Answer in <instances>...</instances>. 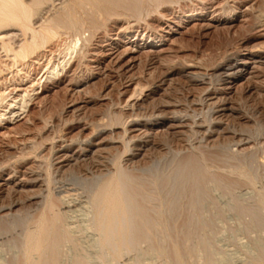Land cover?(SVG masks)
Wrapping results in <instances>:
<instances>
[{"label": "rangeland", "instance_id": "1", "mask_svg": "<svg viewBox=\"0 0 264 264\" xmlns=\"http://www.w3.org/2000/svg\"><path fill=\"white\" fill-rule=\"evenodd\" d=\"M149 1L138 16H99L102 24L96 30L87 23L77 32L59 29L56 38L24 61L4 57L7 66L0 63V183L5 185L0 207L16 203L14 212L37 215L42 209L39 187L27 186L15 193L10 181L32 180L33 175L43 174L55 154L62 156L57 160L61 163L79 153L80 143L83 147L90 143L93 149L100 147L99 152L66 166L61 180L68 188H78L71 194L79 193L77 206L63 208L71 228L70 241L61 250L63 263L80 258L85 264H172L176 242L185 251L187 264L209 260L240 264V260L259 258L264 255V208L255 199L259 191L264 192V0ZM39 24L34 25L37 30ZM75 38L81 40L66 56ZM233 61L243 62L245 70H232L234 75L227 80L207 83V91L224 97L233 109L220 117L210 144L201 142L202 135L191 120L175 126L150 122L161 109L167 112L165 119L175 116V109L180 110L179 117L192 118L196 109L205 112L200 104L203 86L193 77L210 79L219 73L217 68ZM3 94L9 96L4 101ZM131 99L140 106L139 119L148 124L131 136L145 135L151 143L135 150L134 175L145 183L139 189L153 213L167 203L166 219L164 225H155L149 238L115 260L97 244V233L88 229L91 190L86 189L97 172L115 170L110 161L124 150L111 144H120L114 135L123 126L117 125L113 134L109 124ZM236 138L245 139L241 147ZM242 173L251 175L253 183ZM159 177L163 181L155 185ZM62 193L60 199L66 195ZM249 205L255 211L244 210ZM14 227V231L12 226L0 230V264L19 250L21 226Z\"/></svg>", "mask_w": 264, "mask_h": 264}, {"label": "bare ground", "instance_id": "2", "mask_svg": "<svg viewBox=\"0 0 264 264\" xmlns=\"http://www.w3.org/2000/svg\"><path fill=\"white\" fill-rule=\"evenodd\" d=\"M145 1L146 0H0L1 66H7V64H3V61H5L4 57H6L8 60H13V62L16 61V63H18L19 60L24 61L29 56L35 54L36 51L40 49L45 43L56 38V35L59 33V29H64L70 33L71 31L77 32L87 23L90 28L96 30L102 24V22L98 20L99 16L101 15H105V17H112L116 14L123 15L128 13V16L130 14L134 15V13H137L138 16V14H140L139 9L142 8ZM148 1L149 0H147V2ZM165 2H171V0H165ZM53 11H56V14L52 16L50 14ZM37 23H40L38 30L34 27V25ZM80 40L81 38H75V40H71V44H69L66 48V51L68 52L66 53V56L71 55L70 50L73 49L74 51ZM86 51H84L83 56L86 55ZM66 63L63 65L66 66ZM244 68L245 64H243V62L233 61L226 67L221 66L217 68L219 73L212 74V76L209 75L211 77L210 79H207L206 76L202 77L201 75L200 80L193 77L194 81L203 86L202 91L204 93L201 92L203 96L200 98V104L203 106L201 109L206 110L205 112L202 111L203 113L199 114V111L196 112V109L192 118L191 116L187 117V115L184 114V116L187 117L186 119L183 115H180V117L176 116L177 113H180V110L175 109V111L173 110V113H171H176V115L165 119L162 116L167 112L161 109L157 111V115L149 119L150 122L170 123L171 125L175 126V124L184 125L183 123L186 121V123H188L191 120V123L197 126L198 131L196 132L202 135L201 142H204V144L207 145L210 144L212 137H214L219 130L218 126L220 117L226 112L231 111L232 113L233 109L227 106L228 104L225 103L226 99L224 97L219 98V96L217 98V96L213 95L211 91H207L209 90V85L207 83H209V80L212 79H214V82H217V80H227L232 75H234L232 70L236 69V73H238L245 70ZM0 71H2V69ZM213 83L212 81L210 82V84ZM2 97V100L4 101L9 96L3 94ZM139 108L140 106H138L137 103L131 99L125 105V107L123 109L121 108V110L116 113V116H114V118H112L110 121L111 123L109 125L111 126V133L116 131L117 125V127H119V125L123 126L120 130L115 132L116 135H114L121 139L119 140L117 138L120 144H111L116 149H118L117 147L120 145L124 150L122 154H118L119 156L114 157V159L110 161V163L112 162L113 167H115V170L113 171L112 168L106 169L108 170L106 173L98 170L99 172L97 173L99 174L95 176L93 175L90 185L86 184L88 182L87 180L86 183L84 182L88 186L86 190H91V210L89 209V218L86 216L88 219L86 221H88L87 223L89 224L88 229L91 228L97 233V244H99V246L104 250L108 249L115 260L121 259L125 255L126 251L136 247L140 241L149 238V235L155 225H164V220L166 219L164 215L165 212L163 211L164 205L166 206L167 204L165 203L166 201H163V203H165L163 206L162 203L157 206L160 207L161 205L162 207L160 208L162 209L159 210L158 208V210L156 209L157 211L153 209L156 212L153 213V211H151L152 209L146 206L148 198L145 197L139 189V186H145V183L141 178L134 175L136 170V166L133 163L136 157L135 150H143L149 144H151L150 140L147 139L145 135L140 134L131 136L132 132L138 130V128L147 127L148 125L147 123L144 124L141 119H139ZM198 116L200 117L198 118ZM206 122H208V125L203 129V124ZM244 141V138L237 139L235 144L240 146L241 142ZM92 145L93 144L89 143L88 147L90 146V149L87 150L88 147H83V144L80 143V151H78L79 153L75 154V156L72 158L61 160V163H58L57 160H59L62 156H60L58 153L55 154L52 159L50 158V160H48L46 166L47 168L43 169L44 172L42 171L43 174L40 173L33 175L32 180H30V177L26 180H17L14 178L12 181H10V183H13L10 190L15 193H18V191L20 192L21 189H25L27 186H38V192L35 190L34 191L36 193H40L38 198L41 197L40 199L42 200V206L40 207H42V209H39L41 212L38 210L39 213L36 211V214L38 213L37 215L33 213L34 215L31 216L32 213L31 215L29 213L27 216V212H22L21 214L16 213L17 211L14 212L17 205L16 203H14L15 205L11 204L8 207H0L1 232L8 231L11 226L12 231H14V226H21V230L19 232L17 231L19 234L17 237L18 242H16L19 245V250L12 255L9 254V257L10 255L11 257L9 259L6 258L8 261L5 259L7 264H65L63 263V260L65 259H63L64 257L61 250L63 248L64 242L70 241L69 233L71 228L69 230L68 225H66L64 216L66 215L64 214L66 211L64 212L63 208L70 209L77 206L79 200L75 197L79 193L71 194V191L76 192L78 188H68L62 183L61 180L67 171V167L70 168L80 160H86L90 154L99 152L100 147L93 149L91 148ZM126 156H128V158H126ZM21 157L24 156L22 155ZM187 162L190 163V161ZM183 163L185 162H182V164ZM182 164L181 167L186 168L185 164ZM190 166L192 167L193 164H190ZM190 166L188 169L189 173L192 172L190 171ZM195 170H197V168H195L194 171ZM185 171L186 169H184L183 172ZM242 175H244L249 182L253 183L254 178L251 175L248 176L244 173H242ZM75 179L79 181L81 177L76 174ZM160 180H165L164 182H168L169 178L165 176V178L162 180L159 177L154 181V184L159 185V183H162ZM4 185V183H0V196L4 193ZM62 192H66V195L64 198L62 196L60 199L59 195L63 194ZM255 201H257V204H259L260 207L264 208L263 191H259ZM243 208L244 210H248V212H253L251 210L253 208L255 209L256 207H250L249 205L244 206ZM175 228H177V226H175ZM4 234L5 233H3V235ZM172 250L174 253V260L172 264H187V260L185 259L186 253H184L185 251L182 250V247L179 243H174ZM257 258L252 257L247 260H240L238 263L264 264V255H261L258 259ZM252 259L255 260V262H252ZM207 262L206 264H215L210 260L209 263ZM72 264H85V262L83 259L78 258Z\"/></svg>", "mask_w": 264, "mask_h": 264}]
</instances>
